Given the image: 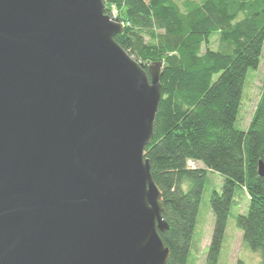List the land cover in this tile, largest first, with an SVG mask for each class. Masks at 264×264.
Returning a JSON list of instances; mask_svg holds the SVG:
<instances>
[{
    "label": "water",
    "instance_id": "1",
    "mask_svg": "<svg viewBox=\"0 0 264 264\" xmlns=\"http://www.w3.org/2000/svg\"><path fill=\"white\" fill-rule=\"evenodd\" d=\"M106 1L0 0V264L169 262L145 154L164 65Z\"/></svg>",
    "mask_w": 264,
    "mask_h": 264
},
{
    "label": "trees",
    "instance_id": "2",
    "mask_svg": "<svg viewBox=\"0 0 264 264\" xmlns=\"http://www.w3.org/2000/svg\"><path fill=\"white\" fill-rule=\"evenodd\" d=\"M107 0L125 31L117 43L141 65L163 63L155 136L146 149L170 229L161 239L167 264H189L209 173L223 185L210 207L214 226L205 264H219L236 197L247 248L264 264V91L247 131L236 128L247 75L264 48V0ZM115 13V14H114ZM218 36V49L211 48ZM202 164V168L191 167ZM238 264H243L239 261Z\"/></svg>",
    "mask_w": 264,
    "mask_h": 264
},
{
    "label": "rangeland",
    "instance_id": "3",
    "mask_svg": "<svg viewBox=\"0 0 264 264\" xmlns=\"http://www.w3.org/2000/svg\"><path fill=\"white\" fill-rule=\"evenodd\" d=\"M183 0L179 2L181 4ZM115 14V13H114ZM219 39L215 36L212 39L211 48L218 49ZM264 91V48L260 65L256 71H251L247 75L243 99L241 102L236 128L247 131L250 122L256 112ZM191 167L202 168V164H193ZM223 178L220 175L209 173L208 183L203 193L200 203V213L196 229L197 242L191 249L189 264H205L207 250L211 242L214 216L210 207V197L214 190H221ZM236 204L229 218L228 227L225 234V241L221 253L219 264H262L261 256L247 248L243 241L242 231L237 227L236 217L245 215L249 208V197L245 195L236 197Z\"/></svg>",
    "mask_w": 264,
    "mask_h": 264
},
{
    "label": "built area",
    "instance_id": "4",
    "mask_svg": "<svg viewBox=\"0 0 264 264\" xmlns=\"http://www.w3.org/2000/svg\"><path fill=\"white\" fill-rule=\"evenodd\" d=\"M191 165H192V163H191Z\"/></svg>",
    "mask_w": 264,
    "mask_h": 264
}]
</instances>
